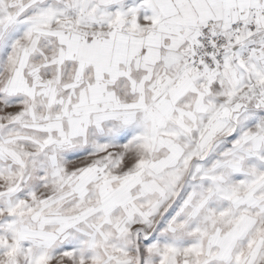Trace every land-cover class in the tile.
Masks as SVG:
<instances>
[{"label":"snow or ice","instance_id":"1","mask_svg":"<svg viewBox=\"0 0 264 264\" xmlns=\"http://www.w3.org/2000/svg\"><path fill=\"white\" fill-rule=\"evenodd\" d=\"M0 264H264V0H0Z\"/></svg>","mask_w":264,"mask_h":264}]
</instances>
